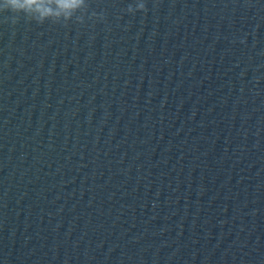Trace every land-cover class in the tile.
Segmentation results:
<instances>
[{"label":"water","instance_id":"95a60500","mask_svg":"<svg viewBox=\"0 0 264 264\" xmlns=\"http://www.w3.org/2000/svg\"><path fill=\"white\" fill-rule=\"evenodd\" d=\"M0 264H264V0H0Z\"/></svg>","mask_w":264,"mask_h":264},{"label":"snow or ice","instance_id":"6c2138e0","mask_svg":"<svg viewBox=\"0 0 264 264\" xmlns=\"http://www.w3.org/2000/svg\"><path fill=\"white\" fill-rule=\"evenodd\" d=\"M77 3L82 6L85 3V0H77Z\"/></svg>","mask_w":264,"mask_h":264}]
</instances>
